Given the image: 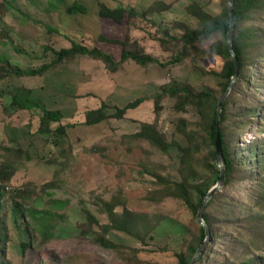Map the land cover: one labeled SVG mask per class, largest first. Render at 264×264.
Returning a JSON list of instances; mask_svg holds the SVG:
<instances>
[{
  "label": "rangeland",
  "instance_id": "obj_1",
  "mask_svg": "<svg viewBox=\"0 0 264 264\" xmlns=\"http://www.w3.org/2000/svg\"><path fill=\"white\" fill-rule=\"evenodd\" d=\"M74 2L84 5L87 13L70 15L67 9ZM225 3L228 0H0V58L14 67L28 70L48 64L52 50L69 48L71 42L97 48L114 60L122 50L133 49L158 60L144 67L128 61L110 72L100 60L79 56L42 76L0 81V183L10 188H3L0 200L6 264H177L176 254L196 243L197 216L181 199L165 198L164 187L182 177L176 145L184 144L182 122L186 129H199L201 120L190 105L165 91L189 86L194 92L212 91L218 99L224 95L219 75L225 59L211 49L221 35L202 37L183 58H175L183 49V27L199 26L189 8L199 5L217 15ZM157 4L162 11L149 12ZM101 5L129 8L135 17L115 23L99 17ZM164 5L169 8L163 10ZM241 28H253L262 36L255 38L243 80L239 77L224 100L228 110L221 130L239 165L234 179L204 211L213 235L199 264H238L251 259L253 251L263 256L264 264V234L259 238L253 230L263 226L257 219L264 221V210L254 200L259 185H264V13ZM15 87L29 89L47 109L59 110L61 121L51 128L65 127V136L56 131L40 134L37 109L11 111L6 95ZM140 99L144 102L122 119L84 125L85 114L103 105L113 115ZM143 124L156 125L173 147L163 151L137 139ZM211 149L214 146L203 145L198 166L208 185L213 180L207 164ZM55 201L66 205L55 208ZM14 204L23 211L25 224L16 223ZM106 204L117 213L129 210L162 221L154 241L139 243L112 234L118 250L96 245L84 235L92 228L88 215L100 225L108 224ZM51 210L60 218L36 224L35 211ZM44 226L55 237L44 234Z\"/></svg>",
  "mask_w": 264,
  "mask_h": 264
},
{
  "label": "trees",
  "instance_id": "obj_2",
  "mask_svg": "<svg viewBox=\"0 0 264 264\" xmlns=\"http://www.w3.org/2000/svg\"><path fill=\"white\" fill-rule=\"evenodd\" d=\"M163 10H167L169 6L164 5ZM163 6V7H164ZM233 8L236 17L235 31L232 40V46L237 55L239 65H240V79L243 80V75L245 73L246 61L250 57L252 48H254L255 38L262 36L260 31L254 30L253 28H241V25L253 18L254 15L258 13H264V0H233ZM151 9V8H149ZM160 12L162 10L158 9V4L153 5L149 12ZM67 12L70 15L80 14L85 15L87 13V8L74 2L68 9ZM189 12L195 15L198 19L199 26L197 29H190V27H183L185 32L179 36V40L183 42L182 52L175 58V61L180 60L183 56L189 52L188 48H195V43L203 38L212 37L215 35H221L220 41L215 42L211 49L214 53L219 54L224 57L225 64L220 73L222 78L223 93L226 92L231 78L235 74V63L230 55L227 47L226 39L227 34L230 30V9L228 3H225V7L221 13L215 15L206 11L203 7L199 5H192L189 8ZM99 17L109 19L115 23H121L125 18L131 19L135 17V14L131 9L124 8L122 6L116 7L115 9H109L105 6H99ZM173 39H178V37H173ZM113 44H119V42H113ZM264 53V44L260 46ZM53 59L50 63L40 66L35 69L23 70L19 67L12 66L6 58L1 57L0 63V81L4 79H13L26 76H42L48 73L54 67H58L62 62L72 60L79 56H89L96 60H100L102 64L107 68L108 71L114 72L120 65L132 61L138 66L144 67L151 63H158V60L150 55H146L137 49H133L132 52L122 50L118 60H114L112 55L101 51L97 48H87L82 44L71 42L69 48L60 49L59 51L52 50ZM166 93H170L173 97L178 96V98L183 101L185 105H190L200 117L199 129H186V125L182 122V128L180 127L182 134L184 135V144L178 145V149L181 151V180L173 181L165 185L164 187V197H174L181 199L193 215L197 216L199 208L203 203V200L209 190L216 185L220 179V170L216 165V155H215V141L217 132V106L220 99H218L212 91L205 90L201 92H194L189 86H182L178 88L169 87ZM6 99L9 101V109L14 110H39L40 115V127L38 132L42 135L55 133L59 137L65 136V127L58 126L56 130L51 127L52 124L59 123L62 118V114L59 110H49L45 107L43 100L40 98H35L31 96V91L22 87H15L12 93L6 95ZM144 101L142 99L137 100L135 103L126 106L124 109H116V113L109 115L110 109L103 105L100 109L92 112H88L84 117V125L87 127L99 125L110 118L122 119L130 110L137 109ZM228 110L227 102H223L222 112L220 117V125L226 122V114ZM74 125L70 126V128ZM222 143L223 152L225 158V170H226V185H228L234 179V173L237 171V166L239 161L236 159L235 154L232 153L227 144V134L222 131ZM137 139L141 141L148 142L150 145L156 148H160L163 151H167L173 144L168 143L163 133L157 128L156 125L143 124L141 126L140 132L137 134ZM48 139V138H47ZM203 145L214 146L211 149L209 155L211 160H207L209 170L212 174V184H207V179L200 177L199 157L203 150ZM64 154V153H61ZM1 177V175H0ZM9 178V177H8ZM3 188L4 186L0 183V200L3 198ZM214 197L207 203L206 209H208L212 203ZM255 205L257 208L264 210V185L263 183L259 185L257 194L254 197ZM66 203H60L55 201V208H62ZM106 214L108 218V224L100 225L99 222L88 215V221L92 226L91 230L84 233L85 236H90L93 238L94 243L104 250L116 251L119 249L118 244L113 242L110 237L112 234H123L139 243H147L148 241H154V234L159 228L160 220H155L153 217L145 214L132 213L129 210H124L122 213H117L116 209L110 205L106 204ZM204 210V211H205ZM35 216V222L39 225H45L52 218H60L58 214H54L53 211L39 212L35 211L33 213ZM39 216H41L39 218ZM13 217L17 224H25V215L17 204L13 206ZM255 219V218H253ZM164 220V219H162ZM204 220L212 233V227L209 223V219L204 213ZM259 223H263L261 228L253 227L256 230V234L259 238H262L264 234V221L257 219ZM257 224L256 222H254ZM97 229L95 230V227ZM56 229V221H55ZM99 230V232L97 231ZM28 232V231H27ZM44 234L48 237H55L52 229L49 226H44ZM43 237L48 240L47 237ZM205 238V231L199 226L196 233V243L190 244L187 247L186 252H179L176 254L177 264H190L192 256L195 254L198 245H200ZM5 244V235L0 226V264H6L4 258L6 256L5 249L3 247ZM23 250L25 252L26 247ZM253 253L251 259H244L238 264H263V256L257 251ZM202 261L200 256L195 264H199Z\"/></svg>",
  "mask_w": 264,
  "mask_h": 264
},
{
  "label": "water",
  "instance_id": "obj_3",
  "mask_svg": "<svg viewBox=\"0 0 264 264\" xmlns=\"http://www.w3.org/2000/svg\"><path fill=\"white\" fill-rule=\"evenodd\" d=\"M228 6L230 9V19L231 20H230V30L227 34L226 43H227V47H228V50L230 52V55H231V57L235 63L236 70H235L234 76L231 78L230 84H229L226 92L224 93V95L219 100L218 106H217V113L218 114H217V132H216V141H215V155H216V165H217L218 169L220 170V179L216 183V185L213 186L209 190V192L207 193V195L205 196V198L203 200V203L201 204V206L199 208L197 219H198L199 224L201 225V227L205 231V238H204L203 242L200 244V246L198 247V249L196 250V252L193 256L194 258H192L191 259L192 261L189 262L190 264L196 263L198 258L201 256V254L204 250V247L210 241L211 234H210L209 229L206 225V221L204 220V210L206 208V205L226 185L225 158H224V152H223L220 117H221L223 102L226 99V97L230 94V92L232 91L234 85L236 84V82L238 81V79L240 77V72H241L237 55H236L234 48L232 46V40H233V35H234L235 25H236V17H235V12H234V8H233V0H228Z\"/></svg>",
  "mask_w": 264,
  "mask_h": 264
},
{
  "label": "built area",
  "instance_id": "obj_4",
  "mask_svg": "<svg viewBox=\"0 0 264 264\" xmlns=\"http://www.w3.org/2000/svg\"><path fill=\"white\" fill-rule=\"evenodd\" d=\"M4 189H5L6 191H9V190H10V188L7 187V186H5Z\"/></svg>",
  "mask_w": 264,
  "mask_h": 264
}]
</instances>
